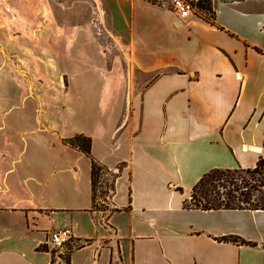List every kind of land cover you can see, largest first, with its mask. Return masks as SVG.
Instances as JSON below:
<instances>
[{
	"label": "crops",
	"instance_id": "crops-1",
	"mask_svg": "<svg viewBox=\"0 0 264 264\" xmlns=\"http://www.w3.org/2000/svg\"><path fill=\"white\" fill-rule=\"evenodd\" d=\"M93 1L104 41L73 28L50 59L0 60L56 77L30 88L44 75L0 72V264H50L49 234L65 227L69 264H264V209L186 206L205 172L264 158V0H200L184 21L169 0ZM22 11L0 9L11 36L34 22ZM91 159L110 178L105 215Z\"/></svg>",
	"mask_w": 264,
	"mask_h": 264
},
{
	"label": "rangeland",
	"instance_id": "rangeland-1",
	"mask_svg": "<svg viewBox=\"0 0 264 264\" xmlns=\"http://www.w3.org/2000/svg\"><path fill=\"white\" fill-rule=\"evenodd\" d=\"M44 4V8H46L48 16H42L40 19H43L44 22L39 23L41 20L39 18H36V11L31 16L32 10H34L33 6L34 3L32 0H0V9H6L7 5L13 4L18 9H22V13H27L28 16H31V19L34 20L33 24H31L29 31H16L11 34L7 32V29L4 27L5 20L4 13L0 14V60L2 58L10 56L9 54V48H12V52H16V54L13 57H19L21 55L24 59L27 58H40V57H46V58H52L53 55H56V43L58 42L59 37H57L56 33L63 30H73V28H88L89 30H80L81 35L85 36L86 38L89 36V38L94 42H101L105 40L104 33L98 32V26L102 25L103 23L101 20L97 17L98 15L95 13V5L93 1V6L90 7L87 5L84 0H42ZM69 9V10H68ZM70 12V13H69ZM99 14V13H98ZM22 19V18H21ZM10 20V19H9ZM14 23L17 24V28L21 26L19 22H15L14 18H12ZM16 20H18L16 18ZM23 20V19H22ZM21 20V21H22ZM36 20H39L36 22ZM35 23H39V31H36ZM23 24V23H22ZM24 24L27 26V23L24 22ZM14 26V24H13ZM15 27V26H14ZM15 27V28H16ZM22 29V28H20ZM28 30V29H27ZM41 30V31H40ZM90 31V32H89ZM97 43L96 45L99 47ZM5 45V47H4ZM7 45V46H6ZM21 45L25 48L21 50ZM100 50V49H99ZM104 53L108 54V64L107 67L109 70H112L114 73L116 72V68L121 69L120 65L116 64L118 62L117 56H116V50L114 49H107L106 47L103 48ZM105 55V54H103ZM112 59L115 63L112 64ZM48 60V59H47ZM44 70L42 71L40 69V66L35 65V63L31 62L27 65H21L20 63H12L11 65H5L4 63L0 64V72H7V71H13L17 73H28L29 71H32L33 73L37 74V76L41 75L43 78H46L47 71L45 70V66L43 67ZM21 69H24L23 71ZM55 73L49 74L53 78H46L41 81L35 80L34 82H29V87L32 88L35 86V83H41L43 88H50V85L48 84H54V80L56 77L54 75ZM41 78V77H40ZM39 78V79H40ZM56 84V83H55ZM41 87V86H40ZM120 166V165H119ZM264 167V166H263ZM262 170V169H261ZM257 177L263 178L264 181V175L261 177V175L256 174ZM108 178L106 177L105 181L100 183L101 188L98 189V179L95 183V199H98V202H95V208L98 209L101 212V215H105L108 213L110 207L107 206V202H101L100 199H106V195L109 194L107 189ZM110 180V178H109ZM108 180V181H109ZM258 195V194H257ZM59 249L55 250V255L63 254L62 252L58 251ZM57 262H61V258H56ZM56 264V263H55Z\"/></svg>",
	"mask_w": 264,
	"mask_h": 264
},
{
	"label": "trees",
	"instance_id": "trees-1",
	"mask_svg": "<svg viewBox=\"0 0 264 264\" xmlns=\"http://www.w3.org/2000/svg\"><path fill=\"white\" fill-rule=\"evenodd\" d=\"M201 5L209 10L208 1L203 0ZM67 141L85 154H90L91 139L89 136L76 134ZM263 166L264 158L260 157L253 168H214L205 172L192 186L186 206L201 209H264V181L263 178L256 176L259 174L263 177ZM102 168L94 159H91L93 193ZM232 240L237 239L232 238ZM62 253L58 255L61 262L57 263L53 253L50 264H69V250Z\"/></svg>",
	"mask_w": 264,
	"mask_h": 264
},
{
	"label": "built area",
	"instance_id": "built-area-1",
	"mask_svg": "<svg viewBox=\"0 0 264 264\" xmlns=\"http://www.w3.org/2000/svg\"><path fill=\"white\" fill-rule=\"evenodd\" d=\"M200 0H169L168 7L175 14L178 20L184 21L197 12V4ZM106 171L102 168L98 178V189L101 188L100 183L105 181ZM104 180V181H103ZM107 197V195H106ZM101 202H106V199H100ZM98 202V199H95ZM106 224V223H105ZM50 244L54 249H66V244L72 239V234L69 228H58L52 230L49 234Z\"/></svg>",
	"mask_w": 264,
	"mask_h": 264
}]
</instances>
